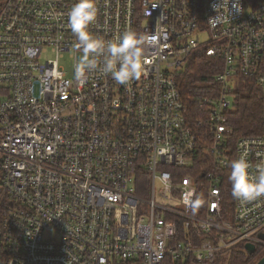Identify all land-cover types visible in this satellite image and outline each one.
<instances>
[{"label":"built area","instance_id":"obj_1","mask_svg":"<svg viewBox=\"0 0 264 264\" xmlns=\"http://www.w3.org/2000/svg\"><path fill=\"white\" fill-rule=\"evenodd\" d=\"M76 2L0 0V264H207L264 247V196L224 208L222 191L241 155L252 174L264 168V108L261 133L234 148L228 121L241 77L264 92V0H232L220 17L221 0H96L94 35L145 40L127 85L99 70L77 78ZM199 50L222 69L192 121L178 75ZM209 159L196 204L183 170Z\"/></svg>","mask_w":264,"mask_h":264},{"label":"trees","instance_id":"obj_2","mask_svg":"<svg viewBox=\"0 0 264 264\" xmlns=\"http://www.w3.org/2000/svg\"><path fill=\"white\" fill-rule=\"evenodd\" d=\"M219 59L207 56L204 51L199 50L189 59L185 68L178 75L179 89L186 104L188 116L192 121L202 117L204 106L203 97L216 91L215 77L221 71ZM260 74H264V55L261 60ZM256 77H241L237 90L235 91V104L228 114V121L234 127V132L229 138V146L234 148L236 142L243 137L259 135L263 128L264 92L258 85ZM209 161V162H208ZM206 164V165H205ZM205 165V166H204ZM210 159L203 165L198 166L197 160L193 168L183 170L190 172L195 177L199 187L196 204L203 203L206 199L207 184L201 178L203 170L210 168ZM231 174V167L224 170L222 191L224 208L233 206L231 184L228 177ZM204 204V203H203ZM239 245L229 257L217 258L212 263L223 264L225 260L229 264H256L264 256V248L258 247L253 254H249ZM162 264H206L199 263L194 258L173 261L170 257L163 260Z\"/></svg>","mask_w":264,"mask_h":264},{"label":"clouds","instance_id":"obj_3","mask_svg":"<svg viewBox=\"0 0 264 264\" xmlns=\"http://www.w3.org/2000/svg\"><path fill=\"white\" fill-rule=\"evenodd\" d=\"M228 6L232 0H221L214 4L220 17L222 7ZM239 3L234 5L239 10ZM232 14V8L228 7ZM98 8L96 0H77L68 13L69 25L76 38L75 47L82 51L78 60L76 76L84 79L94 70L111 77L121 85H127L130 81L138 79L143 70L144 38L132 31L125 30L119 37L110 40L94 35L89 26L96 22ZM98 58H102L98 61ZM231 174L228 180L231 184L232 196L241 202H250L264 196V168L258 170L259 174L250 172L247 158L241 155L231 162ZM193 209L196 205L193 203Z\"/></svg>","mask_w":264,"mask_h":264},{"label":"water","instance_id":"obj_4","mask_svg":"<svg viewBox=\"0 0 264 264\" xmlns=\"http://www.w3.org/2000/svg\"><path fill=\"white\" fill-rule=\"evenodd\" d=\"M256 248L257 247L255 246V244L252 243H248L246 245V249L249 254H253L256 251ZM256 264H264V256L260 260H258Z\"/></svg>","mask_w":264,"mask_h":264},{"label":"rangeland","instance_id":"obj_5","mask_svg":"<svg viewBox=\"0 0 264 264\" xmlns=\"http://www.w3.org/2000/svg\"><path fill=\"white\" fill-rule=\"evenodd\" d=\"M65 67L70 70L72 67V59L71 58H66L64 61ZM264 248V247H263Z\"/></svg>","mask_w":264,"mask_h":264},{"label":"crops","instance_id":"obj_6","mask_svg":"<svg viewBox=\"0 0 264 264\" xmlns=\"http://www.w3.org/2000/svg\"><path fill=\"white\" fill-rule=\"evenodd\" d=\"M258 248V247H257ZM257 248H256V250H257Z\"/></svg>","mask_w":264,"mask_h":264}]
</instances>
